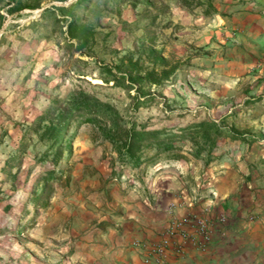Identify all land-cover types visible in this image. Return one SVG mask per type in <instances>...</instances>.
Listing matches in <instances>:
<instances>
[{
	"label": "rangeland",
	"instance_id": "rangeland-1",
	"mask_svg": "<svg viewBox=\"0 0 264 264\" xmlns=\"http://www.w3.org/2000/svg\"><path fill=\"white\" fill-rule=\"evenodd\" d=\"M75 1L0 7V264H80L75 245L82 202L98 199L93 183L128 182L179 161L199 172L207 155L214 160L236 147L238 139L222 136L209 153L202 139L184 137L195 122L214 120L227 133H247V141L264 134V49L257 55L236 41L219 13L177 0H90L73 11L95 31L77 50L65 23L53 19H68L58 7ZM231 1L213 4L217 11ZM156 55L179 64L163 83L133 82L128 91L114 83L122 60L150 68ZM135 95L143 98L137 106ZM83 101L110 119H98L103 126L160 130L164 141L144 144L132 157L119 154L120 141L80 121L75 106ZM181 174L194 180L189 169Z\"/></svg>",
	"mask_w": 264,
	"mask_h": 264
},
{
	"label": "crops",
	"instance_id": "crops-1",
	"mask_svg": "<svg viewBox=\"0 0 264 264\" xmlns=\"http://www.w3.org/2000/svg\"><path fill=\"white\" fill-rule=\"evenodd\" d=\"M216 12L236 41L254 46L257 55L263 52L264 0H233ZM241 135L247 140V133ZM250 136L256 139L250 146L238 139L236 147L199 172L179 161L176 166L155 165L149 176L128 182L93 183L98 199L82 202L75 260L152 264L144 261L143 244L169 238L181 248H168L169 264H264V134ZM184 169L194 180L183 179ZM201 217L208 222L206 235L198 229ZM173 220L181 226L170 233Z\"/></svg>",
	"mask_w": 264,
	"mask_h": 264
},
{
	"label": "trees",
	"instance_id": "trees-1",
	"mask_svg": "<svg viewBox=\"0 0 264 264\" xmlns=\"http://www.w3.org/2000/svg\"><path fill=\"white\" fill-rule=\"evenodd\" d=\"M178 2L182 3L184 6H191V5H204L206 8L204 10L205 14H211L216 12L215 6L213 4V0H177ZM43 0H0V7L9 5L13 3L10 7L7 8L8 11H15L20 10L22 8H36L41 5ZM90 0H76L75 2L67 5L58 7L59 11L62 12L61 14H68L69 18L66 19L64 17L59 18L52 13L53 19L55 23L64 22L66 25V36L68 39H74L76 41L75 48L77 50L83 49L89 40L93 38V34L95 33L94 27L90 23L83 22L81 18L75 16L73 11L80 5H89ZM49 12H46V14ZM50 15V14H49ZM45 13L41 15L43 18ZM4 16L0 12V27L3 22ZM156 62H158L161 66L160 69L156 68V62L153 61V65L150 68H144L137 59H132L129 57L126 62L122 60L120 64L116 66L117 71L113 76L114 83L123 87L126 91L132 88V83L137 82L139 87L142 88V84L149 83V84H161L165 80H167L178 68V62L170 63L165 57L161 55H156L155 57ZM167 67V68H166ZM136 101V106L140 103V99L138 95L134 96ZM98 104L104 105L99 100H96ZM250 102V101H249ZM79 112H81L82 123L92 122L97 123L96 126L99 128L101 133H103L104 137L111 139L114 141H120L121 146L123 147L122 150L117 148L119 154L126 153L128 156H133L134 153L140 149V147L144 144L149 142H162L164 141L162 138H159L158 133L160 130H135L133 126H123L119 129H116L118 126L114 127H106L101 125L98 122V119H103L107 121V117H103L99 110H92L89 112L90 104L88 102H81L75 106ZM76 108H71L69 111L72 115H76ZM116 112L114 110L113 117H115ZM85 119V120H83ZM112 119V118H111ZM110 121V119H108ZM184 137H189L191 141L195 144L199 143V140L202 139L205 144L208 145L209 153L212 149L216 146L218 140L222 136L231 137L233 140L235 139H244L246 142L255 141L254 137H248V141L240 134L237 133H227L224 128H222L221 124L214 120H200L198 122L193 123L190 125L189 132L184 134ZM169 150L168 148H164L163 151ZM196 157L202 158L200 154L196 153ZM60 157V155H59ZM210 154L206 156L204 159L205 163L207 164L211 161ZM144 162L145 160H141ZM141 162V163H142ZM51 177V176H49ZM48 177V178H49ZM46 178L45 180H47ZM34 198L37 202H39L40 198L42 197V191L36 195L34 194Z\"/></svg>",
	"mask_w": 264,
	"mask_h": 264
},
{
	"label": "built area",
	"instance_id": "built-area-1",
	"mask_svg": "<svg viewBox=\"0 0 264 264\" xmlns=\"http://www.w3.org/2000/svg\"><path fill=\"white\" fill-rule=\"evenodd\" d=\"M198 229L200 233L206 235L208 232L209 226L208 222L204 217L198 218ZM181 226L180 221L173 220L171 222V228L169 230L170 233L175 231L176 229H179ZM136 245H142L139 242H135ZM143 247L147 251V258L144 259L145 262H152V264H169L167 262V250L169 247H172L176 252H181V248L176 243H171L169 238H161L157 241H154L150 244H143ZM149 263V262H148Z\"/></svg>",
	"mask_w": 264,
	"mask_h": 264
}]
</instances>
